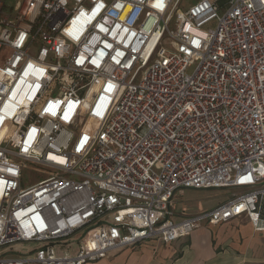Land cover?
<instances>
[{
  "label": "built area",
  "instance_id": "built-area-1",
  "mask_svg": "<svg viewBox=\"0 0 264 264\" xmlns=\"http://www.w3.org/2000/svg\"><path fill=\"white\" fill-rule=\"evenodd\" d=\"M183 2L0 0V264L264 232V0ZM31 165L52 174L25 186ZM186 190L228 197L175 221Z\"/></svg>",
  "mask_w": 264,
  "mask_h": 264
},
{
  "label": "crops",
  "instance_id": "crops-1",
  "mask_svg": "<svg viewBox=\"0 0 264 264\" xmlns=\"http://www.w3.org/2000/svg\"><path fill=\"white\" fill-rule=\"evenodd\" d=\"M216 191L224 194L213 207L204 205L201 209L200 200L184 199L185 191L179 193L174 220L193 217L221 205L227 200L228 192ZM105 260H110L109 264H264V232H256L245 216L216 225L203 222L188 238L171 244L144 242L95 263Z\"/></svg>",
  "mask_w": 264,
  "mask_h": 264
},
{
  "label": "rangeland",
  "instance_id": "rangeland-1",
  "mask_svg": "<svg viewBox=\"0 0 264 264\" xmlns=\"http://www.w3.org/2000/svg\"><path fill=\"white\" fill-rule=\"evenodd\" d=\"M5 1V8L9 14H13L16 10H18V7L21 5L22 0H4ZM195 0H184L182 9H186L190 4L194 3ZM217 26L216 21H212L208 23L206 26L203 27V30L209 31L210 29H215ZM52 174V170L41 167V166H35L31 165L29 168L25 171L23 175V182L24 185H31L34 184L43 178L47 177L48 175ZM224 193L221 191H211V190H186L184 199H195L200 200L199 201V208L201 209L202 206L206 205L207 207H213L217 201V199L223 195ZM77 238V239H76ZM75 239H73L70 253L75 254L78 250V240L81 238V236H77ZM20 253H23L21 249H24V246H19ZM58 252H61V248L59 246L56 247ZM108 264L110 263V260H105V262H99L97 264ZM96 264V263H93Z\"/></svg>",
  "mask_w": 264,
  "mask_h": 264
}]
</instances>
